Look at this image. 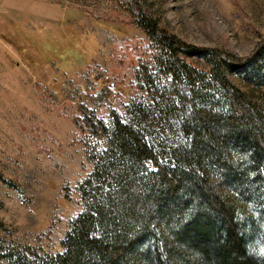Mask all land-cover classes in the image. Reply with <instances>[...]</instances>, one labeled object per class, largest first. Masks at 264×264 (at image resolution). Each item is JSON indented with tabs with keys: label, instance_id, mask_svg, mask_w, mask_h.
I'll return each mask as SVG.
<instances>
[{
	"label": "trees",
	"instance_id": "1",
	"mask_svg": "<svg viewBox=\"0 0 264 264\" xmlns=\"http://www.w3.org/2000/svg\"><path fill=\"white\" fill-rule=\"evenodd\" d=\"M135 23L153 39L151 65L162 73L141 61L140 86L159 97L149 103L154 113L162 116L165 94L178 104L182 140L162 153L143 108L106 124L82 104L84 124L106 145L79 185L84 209L71 220L63 249L6 246L0 256L13 264H264V253L249 249L253 232L264 243V221L244 215L216 181H227L243 202L264 205V97L232 78L264 85V33L236 54L188 42L143 12ZM81 78L90 98L111 96L104 71Z\"/></svg>",
	"mask_w": 264,
	"mask_h": 264
},
{
	"label": "rangeland",
	"instance_id": "2",
	"mask_svg": "<svg viewBox=\"0 0 264 264\" xmlns=\"http://www.w3.org/2000/svg\"><path fill=\"white\" fill-rule=\"evenodd\" d=\"M138 12L188 42L236 54L264 33V0H0V248L63 249L71 220L84 209L79 185L106 145L84 124L82 104L106 124L143 108L145 129L162 153L182 140L178 104L165 94L162 109L169 112L154 113L149 103L159 97L140 86L141 61L162 73L151 65L155 46L135 23ZM100 71L113 92L95 101L81 77ZM232 78L264 97V85ZM216 181L238 210L264 221L263 204L243 202L227 181ZM251 236L250 251L263 254L264 243ZM0 264L13 263L0 256Z\"/></svg>",
	"mask_w": 264,
	"mask_h": 264
}]
</instances>
